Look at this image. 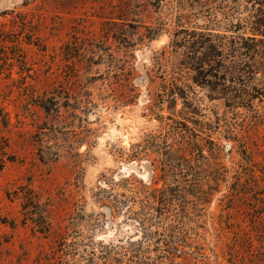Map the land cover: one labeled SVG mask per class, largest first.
Listing matches in <instances>:
<instances>
[{"label":"rangeland","instance_id":"374dc122","mask_svg":"<svg viewBox=\"0 0 264 264\" xmlns=\"http://www.w3.org/2000/svg\"><path fill=\"white\" fill-rule=\"evenodd\" d=\"M0 264H264V0H0Z\"/></svg>","mask_w":264,"mask_h":264}]
</instances>
